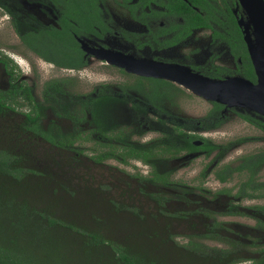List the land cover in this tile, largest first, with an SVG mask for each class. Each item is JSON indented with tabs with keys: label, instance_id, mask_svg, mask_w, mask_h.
I'll use <instances>...</instances> for the list:
<instances>
[{
	"label": "trees",
	"instance_id": "trees-1",
	"mask_svg": "<svg viewBox=\"0 0 264 264\" xmlns=\"http://www.w3.org/2000/svg\"><path fill=\"white\" fill-rule=\"evenodd\" d=\"M188 1L197 4L195 0ZM180 5L183 10L185 6L189 10L190 6L186 3L180 2ZM18 15L13 13V24L20 38L32 50L58 66L79 67L72 58V39L65 30L66 27L64 30L50 31L41 28L38 33L25 35L19 29L16 18ZM197 15L193 23L206 24L207 19ZM229 19L235 32V39L229 42L236 48V56L241 57L244 66L239 75L255 82L242 29L231 12ZM118 88L121 91L113 92L111 86L103 84L98 87L94 96L78 103L79 109L76 107L64 110L66 104H55L54 92L63 91L57 81L45 84V105L33 103L30 88L20 86L21 98L31 101L32 107L23 114V119L18 124L13 125L12 130L6 131L0 127V207L5 203L3 198L7 191L10 194L13 189H51L53 193L59 191L61 195L65 194L72 199L75 195L80 196L82 188L74 190L73 174L70 176V171L64 166H68L70 170L72 162L86 164L80 162L79 158L63 161V151L77 156L85 155L89 150L92 153L88 158L90 166L102 165L108 160L122 164L139 160L149 165L150 172L147 176L129 174V180L121 178L118 181H108L104 175L99 180H91L84 174L78 176L82 186L97 183L98 188H94V192L90 191L92 189H83V192H90V195L82 201L78 200L84 205L94 204L104 211L102 216L110 221L112 230L97 218L94 219L97 226L94 225L90 230L63 224L48 214H37V223L48 225L45 228L38 225L41 232L46 233L50 227L72 230L90 247L104 249L108 264H264V204L248 207L257 214H252L256 218L253 226L239 223L233 226L230 221L217 218L220 212L231 214L234 209L240 214L246 213L247 207H243L245 210L241 211L238 205H233V197L241 200L264 197V182L255 179L264 165V149L246 155L235 166L225 164L215 170L216 178L222 182L229 180L234 173H246V177L241 180L236 193L230 188H222L213 192L212 199H206L205 195L209 190L200 188L205 174L202 173L198 180V189H184V182L172 178V170L167 161L181 156L183 152L195 150L205 151L209 155L217 148V158H221L228 146L218 147L211 140L193 134L189 124H180L173 119L175 115L172 111L177 106L175 98L184 95V90L169 81L137 76L118 84ZM8 96L7 91L0 94L1 117L4 116ZM129 101L132 102L129 105L133 115L137 111V116H145L144 107L153 106L156 109L155 115L142 121L137 131L106 121L107 108L121 111L116 108L120 105L127 106ZM211 104L213 108L198 120L202 130L218 127L224 122L220 114L224 105L214 101ZM49 114L69 119L73 124L72 128L63 130L55 120L50 119ZM238 114L244 121L264 132V117ZM45 118L49 121L43 127L41 122ZM146 120L149 129L143 128ZM85 123L91 125L88 133L79 126ZM148 130L158 135L143 142L133 138L134 132L142 136ZM80 138L88 139L93 146L85 149L86 144L74 145V140L79 141ZM195 139H200L203 143L195 146L192 142ZM87 169L90 170L89 166ZM218 197H228L224 211L213 201ZM24 202L6 206V210L11 211L10 215L15 216L17 222H22L32 214L36 216L32 207ZM22 230L23 226L12 227L11 231L14 233H3L0 230V264H44L16 244L15 237ZM248 232L253 236H248Z\"/></svg>",
	"mask_w": 264,
	"mask_h": 264
},
{
	"label": "flooded vegetation",
	"instance_id": "flooded-vegetation-1",
	"mask_svg": "<svg viewBox=\"0 0 264 264\" xmlns=\"http://www.w3.org/2000/svg\"><path fill=\"white\" fill-rule=\"evenodd\" d=\"M195 1L197 4L189 2L188 0H0V22H9L11 31L15 33L16 37H18V42L24 46L28 51V54L32 55L31 57L34 60V63L36 62V58H38L53 64L62 70L71 72H80L95 65L106 66V68L118 67L122 75L121 80L99 83L88 93L73 92L72 89L74 88L73 85L75 82L72 77L52 78L42 83L41 98L37 99L35 97V90L32 82L28 83V81H31V76L27 73L20 74L14 61L19 65L20 62L14 59L13 54L10 55L2 46H0V94L2 91H7L9 94L6 102L7 106L4 107L3 111L4 116L17 113L21 114V118L23 119V114L31 110V101L26 98H21L22 89H20V86H28L30 88L33 103L39 102L45 105L46 99L44 98L43 88L47 82L57 81L63 91L60 93L54 92V97L56 98L55 104H66L64 110H73L76 107L79 109L78 103L94 96L98 91V87L103 84L111 86L113 92H118L121 91L118 88V84H121L126 80L124 79L125 76L131 77V79L136 76L154 78L128 72L125 68L111 62L113 57L119 55H127L136 59H144L153 62L187 66L192 71L210 78L224 79L232 76H240L239 73L244 67L243 61L241 60V57L236 56V48H233L231 42H229L235 39V32L231 27L229 12L234 15L236 21L242 13L240 7L237 6L236 0ZM180 2H184L190 6L189 10L186 6L184 7L185 10H183ZM13 13L19 14L16 16L19 23V29L25 35H28L29 33H38L41 31V28L50 31V29L64 30V27H66L65 30L70 33L72 39V58L74 64L79 67L58 66L56 63L44 59L32 50L30 46L20 38L19 33L16 31L13 24ZM197 14H199L200 17L207 19L206 24L195 25V22L193 23V19L198 16ZM222 58L226 60L229 59V62L226 63L221 61ZM36 63L38 64V62ZM110 71L113 73V69ZM217 75H220V77H217ZM116 76L119 77L118 75ZM154 79L168 81L162 78ZM111 80H115V78L112 77ZM173 84L182 88L185 92L184 95H178L177 97H188L189 95L198 96L175 83ZM131 103L132 102L129 101L127 106L130 107ZM124 106L125 105H120L118 106L119 108L116 109H122ZM23 107L26 108L24 111H22ZM212 108L213 106H211L210 109ZM224 108L225 106L220 110V114L221 117L225 119L223 116L227 113V109ZM59 110L62 111L60 106ZM144 110V113L147 115H145L146 117L137 116V111L133 112V116L137 120L136 125H139L146 118L147 120L151 119L156 113V109L153 106L144 107ZM173 114L175 115L173 119L178 123L189 124V129H193L191 130L193 134L201 136L200 133H204L202 130L199 131L201 129L198 122L199 119H197L193 127H191L192 125L188 120L178 119L176 114ZM49 117L50 119L52 118L55 120L63 130L68 127L72 128L73 126L67 118L54 117L52 114H49ZM163 117L165 116L163 115ZM147 120L143 125V128L145 129H149L146 125ZM47 121H49V119H43L41 125L44 127ZM18 123L19 122L16 124ZM251 125L254 126L253 124ZM79 126L87 131L86 133H88V130H90L91 127L88 123L80 124ZM186 129L188 128H185V130ZM203 138L208 140L207 137ZM192 142L195 146H200L203 143L200 139H195ZM79 143L88 145L90 141L82 138H80L79 141L74 140V145H79ZM216 150V152L214 150L209 155L201 150L183 152L181 156L167 161L169 169L172 170V178L184 182V189H198L200 186L198 185V180L202 177V173L205 174L204 178L206 176L208 177L210 173L215 181L222 182L215 176V170L220 167L213 169L215 164L221 160V158H217L219 148ZM91 155L92 153L88 152L85 155L81 154L75 156V153L63 151L61 156L63 161H72L74 158H79L80 162H85L86 160L84 159H88ZM205 157H210V161L213 158L215 160L212 165L206 164L200 172L195 175L193 180H196L197 184H190L189 182L175 178L177 175L176 171L187 170L193 168L197 164L191 163L190 161L195 158L201 160V158ZM77 162H72V168L70 170H68V166H64L67 171H70V176L79 172L78 167L76 166ZM78 164L85 166L84 163ZM88 166L90 170L86 168L88 173L84 172L85 176L92 173V168L90 165ZM147 166L149 170L144 172L143 176H147L150 172V167L149 165ZM206 168H208V171H206ZM255 176H257V174ZM234 178L235 177L232 176L229 181ZM237 181L234 183V185L237 184V186H234L233 189H235V191L233 193H236L237 189L240 188L239 185L241 181ZM200 188L206 189L202 186H200ZM231 188L232 187H230V189ZM163 189L172 188L163 187ZM227 199L228 197L226 200ZM232 199L234 202L233 205H238L239 210L241 211L245 210L242 206H239V203L248 199L241 200L235 197ZM250 206L253 205L249 204L246 206L245 214H240L234 209V212L228 215L233 218L244 216L254 219L253 225H255L256 218L252 215L254 214V211L248 208ZM225 208L226 207L221 211H224ZM230 222L233 226L238 224L235 220H230ZM248 236L252 237L253 234L251 235V232H248Z\"/></svg>",
	"mask_w": 264,
	"mask_h": 264
},
{
	"label": "rangeland",
	"instance_id": "rangeland-1",
	"mask_svg": "<svg viewBox=\"0 0 264 264\" xmlns=\"http://www.w3.org/2000/svg\"><path fill=\"white\" fill-rule=\"evenodd\" d=\"M0 46L10 55L13 54L14 59L20 62L19 65L14 61L20 74L27 73L31 76V81H28V83L32 82L35 90V97L37 99L41 98L42 83L52 78L72 77L75 82L72 91L76 93H88L99 83L122 79L118 67L106 68V66L95 65L80 72H71L62 70L38 58H36L38 64L36 62L34 63L31 57L32 55L28 54L24 46L18 42V37L11 31L9 22L7 21L0 22ZM221 61L227 63L229 59L226 60L222 58ZM112 69L113 73L110 71ZM112 77H114L115 80H111ZM124 79L132 80L131 77L127 76H125ZM175 101L177 106L173 108L172 112L176 114L178 119L188 120L192 125L191 127H193L195 121L204 116L212 106L209 100L199 96H179L175 98ZM225 108L227 109V113L223 116L225 119L222 125L210 129L199 130L204 131V133H200L201 136L207 137L215 144H218V147L221 145L228 146L221 160L215 164L213 169H217L224 164L235 166L242 161L246 155L257 153L264 149V133L244 121L238 113H248L257 118H261V116L238 107L227 108V106H225ZM25 109L26 108L23 107L22 111ZM21 116V114L13 113L0 117V127L4 128L6 131L11 130L15 123L21 121ZM106 121L108 123L115 122L117 125L127 128L130 131H137L136 129H138V125H136L137 120L134 118L129 106H124L121 111L107 108ZM133 135L134 139L143 142L156 137L158 134L148 130L142 136H139L137 132H134ZM92 146L93 144L90 142L85 146V149L86 147L91 148ZM87 151L89 152V150ZM216 151L217 150H215V152ZM84 160H86V166L76 163L79 172L73 175L72 179L74 190L79 191L82 188V190L79 191L80 196L75 195L72 199L65 194L61 195L59 191L53 193L51 189H13L10 194H8L9 192L7 191L3 198V202L5 203L0 207V230L6 233V231H11L12 227L17 228L23 226L22 232L15 237L16 244L24 251L26 250L28 253L35 256V258H39L44 264H108L109 262L107 260V253L104 249H94L90 247L78 233L59 227H50L46 233H42L38 225L44 228L48 227V225L46 223L41 225L36 221V219H38L37 214H48L51 218L63 224H71L74 227H85L91 230L92 227L96 225V223H94L96 220L94 219L97 218L98 221L105 223L112 230L110 221L102 216V212L104 211H101L99 207H95L94 204L90 205L86 203V205H84L78 200L80 199L82 201V199L90 195V192H83V189H92L90 191L94 192V188H97V183L89 186H82V182L79 181L78 176L84 174V172L88 173L86 168L90 165V161L87 158ZM214 160L213 158L210 161V157L201 158V160L195 158L190 162L197 164L193 168L176 171L177 175L175 178L189 182L190 184H197V181L193 180L195 175H197L206 164L212 165ZM90 167L92 168V173L86 177L91 178V180L93 178L99 180V178L104 175L108 181H118V179L121 178L129 180V174L141 173L144 175V172L149 170L145 163L138 160H130L127 164H122L115 160H108L102 165H92ZM207 169L208 168H206V171H208ZM233 176L235 177L233 180H227L223 183L215 181L209 173L208 177L206 176L201 183L202 187L209 190L205 195L206 199H212L213 192L222 187H232V192H234L235 189L233 188L237 186V184L234 185V183L237 180H243L246 177V173H234ZM255 179L259 182H264V165L257 172ZM59 195H61V197H58ZM24 201L32 207V212L36 214V216L34 217L32 214L23 219L22 222H17L15 216L10 215L11 211L8 209L6 210V206L11 203L21 204ZM213 201H215L218 208L223 210L227 200L226 198L219 197L215 198ZM240 204L242 207H246L249 204H264V197L244 200L240 202L239 205ZM254 215L257 214L254 212ZM217 218L219 220H235L239 224L249 226H252L254 223V219L244 216L233 218L225 213L218 214ZM11 232L14 233L13 231ZM179 239L181 240L182 237L180 236Z\"/></svg>",
	"mask_w": 264,
	"mask_h": 264
},
{
	"label": "water",
	"instance_id": "water-1",
	"mask_svg": "<svg viewBox=\"0 0 264 264\" xmlns=\"http://www.w3.org/2000/svg\"><path fill=\"white\" fill-rule=\"evenodd\" d=\"M237 19L254 69L255 82L242 76L210 78L187 66L136 59L127 55L111 62L128 72L171 81L194 95L227 107H238L264 117V0H236Z\"/></svg>",
	"mask_w": 264,
	"mask_h": 264
}]
</instances>
